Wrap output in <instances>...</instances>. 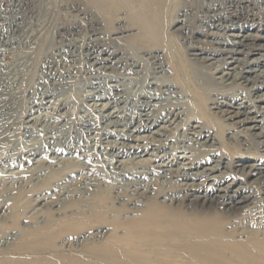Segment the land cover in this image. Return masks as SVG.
<instances>
[{
	"label": "rangeland",
	"instance_id": "obj_1",
	"mask_svg": "<svg viewBox=\"0 0 264 264\" xmlns=\"http://www.w3.org/2000/svg\"><path fill=\"white\" fill-rule=\"evenodd\" d=\"M85 1L33 0L32 13L28 14L25 9L26 16H23V5L17 7L14 3L15 0H0V185L9 187L13 191L19 187L17 180L25 178L24 175H33L35 171L31 169L36 167L42 168L40 179L46 180L44 183L48 182L47 185L52 188L49 192L45 191L47 196L63 190V192L72 194V198L78 194L87 197L89 191L96 187L106 190H109L112 185L118 187L121 184L129 187V179H133L130 174L132 175L136 171H144L145 169L141 166L145 164L140 163L139 165L137 160L132 161L133 156L117 157L116 152L111 149V145L121 146L126 142L131 145L143 144L144 140L147 139L148 141L156 136L161 139L162 143H165L169 152L167 157L160 160L149 155L143 157L151 158L152 164L182 162V158L187 157L190 160L194 158L193 160H198L203 164L205 162L206 166H212L216 163L215 160L217 161L222 155L227 164L224 165L225 168H221L220 176L223 175L222 177L226 178L229 183L232 182L236 186L245 185L246 189L251 188L250 190L255 192L246 203L248 206H245L234 216L229 215L228 219H221L220 223H216L224 232H222L223 238L219 242L194 243L192 239H189L190 242L184 243V240L179 237L166 235L157 242L145 240L146 242L140 243L134 248L137 251L135 256L132 252H125L123 246L113 240L114 233L126 234L127 224L122 220V217L129 214V211L124 207H120L118 212L111 211L113 208H117V204L111 202L109 205L115 207H109V212L103 213V209L98 211L97 215L103 219L100 216L90 218L73 214L69 219L70 221H59L57 226L55 225L50 232L45 233L39 248L40 254L24 258L19 257L21 258L19 264H264V178L260 174L250 175L249 173L252 164L260 166L264 163V142L259 135L253 134L255 130H247L249 133L247 137L237 138L234 135L237 139L232 138L233 131L224 129L221 124L222 113L219 112L222 109H228L230 105L238 106L244 99H247L244 97L246 95L248 97L251 92L257 99L258 94L264 93V80L260 77L258 80L248 82L241 79L240 81H245V83L236 80L237 82L227 86L226 84L229 83H222V79L219 78L222 73H216V69L206 67L208 62L192 60L190 55L192 49L185 47L180 37L176 35L178 33H172V31L175 24H178V21L175 22L176 20H186L185 22L189 21L188 23L195 21L190 25L191 27H198L201 20L198 21L197 17L203 14L201 18H204L205 14L200 9L202 0H165L167 4H165L161 20L162 25H164L163 28L166 29L164 32H166H163V36L156 44V46L159 45L160 49L162 48V55L170 66L171 71L164 72L165 74L157 73L158 64L154 63L152 58L140 51L133 50L131 45L133 43L130 42L129 38L132 37L131 35L128 37L125 34H113L116 31L115 28L121 23L122 25L126 24L127 9L124 8L115 14L117 18H121L123 21H118L117 18V20L109 21L110 17H104L95 6L87 7ZM203 2L207 6H213L215 2H223V13L230 8L225 0H212V2L203 0ZM251 2L257 6V13L263 18V23L244 19L243 24L244 26L251 25L255 34L264 35L263 2L262 0H252ZM243 10H245L243 11L244 14L254 12L251 6ZM222 12H218V14L221 15ZM9 17L15 25L17 24L16 28L7 22ZM174 19L176 20L173 21ZM71 23L72 25L78 24L77 27L73 26L77 32H65L64 28ZM239 23L241 24L240 20L237 24L239 25ZM211 31L218 30L212 28ZM198 37L204 39L201 34H198ZM93 38L102 40L100 49H98L100 51L107 49L106 51L111 52L120 48V61L112 68L98 69V66L89 59V52L84 45ZM76 39L79 43L78 47H73L70 42ZM262 42L264 41L262 40ZM192 45L209 52L216 47V44L209 42L198 44L194 41ZM209 55L215 58L222 56L221 53H208ZM131 57H141L144 61H141L139 66L135 68L131 64L134 58ZM237 57L243 58L245 55L241 54ZM252 57L250 56V58ZM188 60L192 63L197 62V65L199 63V66L202 65L205 69L202 66L198 67L188 63ZM227 60L231 63L222 72L229 71L240 74L241 71H245L241 69L245 61L238 63L231 58H227ZM63 65L65 66L63 67ZM176 65H187L190 73L193 75L196 73L198 79L194 76V79H189L190 82H184L187 85L185 88L183 81L181 82V78L175 72L174 67ZM236 65L240 66L236 67ZM116 67L118 68L116 69ZM261 67L256 66L262 70L264 63ZM67 68H70L68 72H66ZM191 68L194 72L191 71ZM252 74L247 72L243 76ZM167 78L180 87L177 88L178 90L184 89L187 94L178 95L174 89H170L171 92L170 90L165 91L163 84L168 81ZM154 79L157 80V83L153 85L151 82ZM97 82H101L99 84L100 93H98L108 96L109 99L107 100L114 102L115 91L121 97V101L116 105L109 106L107 111L101 105L107 101L98 100L92 96L94 85ZM199 84L204 86L205 91L201 89ZM220 85L226 86V88L218 89ZM112 86H117L118 90L113 91ZM213 87H217L216 90ZM235 88H239V90L236 91ZM215 91H224L231 97L236 94L240 100L235 103L232 98L220 97L214 93ZM152 98H157L158 103H153L154 99ZM210 99L224 102V104L212 103ZM251 103V107L255 108V103ZM171 105H178V111L184 110L177 121L173 119L174 117H166L175 121L174 123L169 121L160 124V126L164 125L167 128L160 130L163 132L162 135L151 133L150 129L135 130L138 123L142 122L141 119L147 117L142 115L145 111L162 119L165 118ZM109 112H113L114 121L119 120L117 121L118 124L105 116ZM259 118L264 119V115H260ZM250 125L244 126L249 127ZM204 128H209L210 130L205 133H210L218 141L216 147L208 148L203 144L204 139L200 138L198 133ZM156 129H159V126L154 127L152 131ZM124 134H129L134 139L130 138L132 140L128 139L124 143L123 138H121ZM150 136L151 138H149ZM153 142V146H157L156 141ZM127 150L132 151L131 149ZM29 159L32 163L27 162ZM121 160L124 161V168L129 172V175L126 176L129 179L125 176L121 177L117 173L116 165H119ZM175 164L174 168H178L180 165V163ZM149 170L151 171V168ZM137 176L146 182L153 180L159 182L162 179H156L155 174H146V176L137 174ZM194 181L201 182V179L198 178ZM171 182L173 181H169V184L172 185ZM116 183L117 185H115ZM22 206L28 211V209L34 208V202L32 203L31 199L26 198ZM77 209L81 212L82 208L79 201H77V205L72 203L71 210L77 211ZM218 212L220 213V210ZM70 225L72 226L69 228ZM94 228L104 229L106 231L104 237L94 242L88 239L83 242L78 241L85 234L93 235ZM208 243L210 244L208 245ZM37 249L36 244L29 246V251ZM10 258H14L10 260V264H18L19 259L13 255ZM143 260L145 261L143 262Z\"/></svg>",
	"mask_w": 264,
	"mask_h": 264
},
{
	"label": "bare ground",
	"instance_id": "obj_2",
	"mask_svg": "<svg viewBox=\"0 0 264 264\" xmlns=\"http://www.w3.org/2000/svg\"><path fill=\"white\" fill-rule=\"evenodd\" d=\"M15 1L16 2H14V3H16L17 7L20 5H23V7H24L23 16H26L25 9H26L28 14L32 13V11H33L32 1L33 0H15ZM209 1L212 2V0H209ZM251 1L252 0H225V3L228 4L229 5L228 7H230V8H229V10H226L223 13L222 12V9L224 8L223 2H219V3L215 2V3H213V6H207L206 3H204L202 0V4L200 6V9L203 10L205 14H204V18H201L203 16V14H202V16L197 17V20L198 21L201 20V23L196 28L191 27V25H190V23H192L193 21L188 23L189 22L188 20H187L188 22H185L186 20L185 21L184 20H176V19L173 20V21L176 20L175 22L178 21V24L177 25L175 24V27H174V30L172 31V33L177 32L178 34H176V35H178L180 37V39L184 43L185 47L192 49V51L190 52V55L192 56V60L208 62V63H206L207 64L206 67L216 69L215 70L216 73H222L220 76L219 75L218 76H219L220 80L222 79V81H221L222 83H229V84H226L227 86L232 84V83H235L236 80L240 81L241 79H244L245 81L248 82L251 80L255 81V79L258 80L260 77L261 79L264 80V69L261 70L260 68L259 69L256 68V66L261 67L262 63H264V42H262V40L264 41V35L259 36V35H257L258 33L255 34L254 30L252 29L253 27L251 25H249V26L245 25L244 26V24H243L244 19L252 21V22H254V21L259 22L260 24L263 23V18L257 13V11H258L257 6ZM262 2H263V7H264V0H262ZM85 4L87 7H89L91 5L95 6L99 10V12H101L103 14L104 17H106V18L110 17L109 21H114V19L115 20L118 19V21L121 20V18H117V16H115V14L118 11L124 10V8L127 9L128 15H127L126 24L122 25V23H121L118 27L115 26L116 31L114 33L113 32H111V33H113V34H125L127 36L131 35L132 37H129V36L128 37L131 40L130 42L133 43V44H131L134 48L133 50H135L136 52L140 51V52L144 53V55L148 56L149 58H152L153 62L158 64V72L157 73H164V72L166 73L170 70V66L168 65V63L164 59V55H162V52H163L162 48L160 49L159 45L156 46L157 42L163 36L164 30H166L163 28L164 25H162L163 22L161 20L163 18L162 14H163V11L165 8V4H167L165 0H86ZM248 6H251V9H254V12L252 11V12H248V13L244 14L245 12L243 13V11H245V10H243V9H246ZM83 7H85V6H83ZM218 12H222L221 15L218 14ZM78 13H80V12H78ZM176 17H178V15H176ZM22 20H24V19H22ZM238 20L241 21V24L239 23V25L237 24ZM5 21H7V20H5ZM121 21H123V20H121ZM170 21H172V20H170ZM7 22L9 23L10 26L16 28L17 24L16 25L14 24L11 17L8 18ZM73 26L77 27L78 24L72 25V23H71V24L67 25L65 28L64 27H61V28H64L65 32L70 33L71 31H76V29H74ZM208 27H210V28L208 29ZM212 28L216 29L218 31H211ZM102 30H103V28H102ZM112 30H114V29H112ZM97 32H98V30H97ZM102 32H104V31H102ZM198 34H201L204 37V39L198 37ZM125 35H122V36H125ZM99 38H100V36H99ZM101 41L102 40H98L96 38H93L92 40H90L89 42H87L84 45L89 52V59L93 61L92 63H95L98 66V69H105V68H110V67L112 68L115 64H117L120 61V58H119V55L121 52L119 50L120 48L117 50L114 49L115 51H111V52L106 51L107 49L100 51L98 49H100V46L102 44ZM194 41L198 44H201L204 42H209L212 44L214 43V44H216V47L211 49L210 50L211 52L205 51L203 49L200 50V47L198 48L196 46L197 44L194 46L192 45V43H194ZM70 43L73 47H78V44H79L77 39L72 40ZM186 44H187V46H186ZM209 49H207V50H209ZM208 53H213V54L221 53L222 56H221V58H215V57H211L210 55L208 56ZM73 54H75V53H73ZM204 54H206V55H204ZM241 54L245 55V57H243V58L237 57V55H241ZM132 56H133V54H132ZM250 56H253V57L250 58ZM72 57H75V56L72 55ZM131 58H134V61L132 63L130 61V63L133 65V67L137 68L139 66V64L141 63L142 58L141 57L140 58L131 57ZM227 58H231L234 60V62H238V63L240 61H245V62H243V67L241 69L247 71L248 73H253V74L243 76L247 72L241 71V73L239 72L240 74H237V73L234 74L232 72L230 73L229 71L228 72H225V71L222 72L228 66V64L231 63L227 60ZM52 59H54V58H52ZM72 59H74V58H72ZM212 59H214V61H212ZM188 63L193 64V65L198 66V67L202 66V65L199 66V63L197 65V62L192 63L189 60H188ZM63 64H64V62H63ZM200 64H202V63H200ZM254 64H256V65H254ZM65 65H63V67ZM239 66L236 65V67H239ZM117 68L118 67H116V69ZM202 68H204V67L202 66ZM69 69L70 68H67L66 72H68ZM174 69H175V72L179 75L178 77L181 78L180 79L181 82L183 81L182 83L184 84L185 88H187V85L184 82H186V81L190 82V80H189L190 78L194 79V76L196 77V73H194L195 75L190 73L187 65H184V66L176 65L174 67ZM229 69H231V68H229ZM191 71H192V68H191ZM257 71H260V72H257ZM192 72H194V71H192ZM168 74H170V73H168ZM159 75H162V74H159ZM163 76L164 75H162V77ZM214 76H215V74H214ZM92 77H93V75H92ZM159 78H160V76H159ZM167 80L168 81L165 82V84L162 83L163 80L161 81V84H163V88L165 91H168L170 89H174L177 91L176 93H178V95L179 94L180 95L187 94L184 89L181 91L178 90L177 88L179 86L174 81H172V80L170 81V79H168V78H167ZM156 81L154 79V81H152L151 84H153V85L156 84L157 83ZM227 81H229V82H227ZM245 81H243V82L245 83ZM240 82L243 83L242 81H240ZM100 83L101 82H97V84L94 85V91H93L92 96L98 100L107 101L105 104L101 103V105H103V107H104V110L107 111L109 106H113V104L116 105L117 103H119L121 101L120 100L121 97L118 96V94H117L118 92L115 91V90H118L117 86L116 87L112 86L113 91H115V94L113 93L115 95V100H114V102L107 100V99H109L108 96H106L105 94L104 95L99 94L100 93L99 90L101 89V87L99 85ZM257 83H258V81H257ZM263 83H264V81H263ZM234 85H236V84H234ZM255 85H256V83H255ZM246 86H248V85H246ZM200 87L202 90H204V86H202V84L200 85ZM221 87L222 86L220 85V87H218V89ZM224 87L226 88V86H224ZM224 87H222V88L224 89ZM253 87H254V85H253ZM216 88H214V90H216ZM222 88H221V90H222ZM195 89H196V87H195ZM235 89H236V91L239 90V88L238 89L235 88ZM242 91H243V89H242ZM245 91H244V93H245ZM170 92H171V90H170ZM197 93H198V91H197ZM214 93L220 95V97H225V98L230 97L234 100L233 102H235V103L237 100H240L239 96L236 94H234V95L230 94V95H233L231 97L224 91H218V92L215 91ZM246 96L244 98H247L246 99L247 101L244 99L243 102L240 103L238 106H234V105L231 106L230 105L228 109L225 108L223 110L221 108L222 110H220V111L217 110V111L222 113V121H221L222 123L221 122L220 123L222 124L224 129H226L228 131H233V134H231L232 138L234 137V135L237 138L241 137V136L247 137V135L249 134V133H247V130H255V131H253V134L259 135V137H261L263 139V142H264V119L261 120L259 118L260 115H262V116L264 115V93L258 94L256 96L257 99H255V97L252 95V92L249 94L248 97H246ZM194 97H196V96H194ZM197 97H198V95H197ZM152 99H154L153 103L154 102L158 103L157 98H152ZM210 100H212V99H210ZM219 100H221V99H219ZM217 101L218 100H212V103H223L224 104V102H221V101L217 102ZM249 101L255 103V106H254L255 108L251 107L252 103ZM171 106H170V109L167 110V114H166L165 118H162V119H160L157 115H153L151 112L145 111L146 113L144 112L142 115L147 116V117L145 119H143V118L141 119L142 122L138 123L135 130L136 131H141V130L144 131V130L150 129L151 133H156L158 135H162L163 132L162 131L160 132V130H164L166 127L164 125L160 126V124L163 122H169V121L174 123L175 120L177 121L180 118L181 112L184 110L183 109L182 111H178L177 110L179 108L178 105L177 106L171 105ZM114 107H117V106H114ZM212 108H215V106L214 107L212 106ZM252 113L254 115H250ZM105 116L109 120H111L112 122L114 121L115 116H114L113 112H109V113L105 114ZM168 116L170 118L174 117L173 119H175V120L172 121L171 119L166 118ZM228 120H229V122H228ZM29 121H31V120H29ZM117 121H119V120H117ZM117 121L116 120L114 121L115 124H118ZM176 123L178 124V122H176ZM111 124H113V123H111ZM237 124H240V125L238 126ZM247 124H251V125L249 127L244 126ZM142 125H143V127H142ZM235 125H237L238 127L236 126V128H235ZM156 126H159V129L152 131V129ZM134 128H135V126H134ZM116 130H117V128H116ZM209 130H210L209 128H206V129L204 128L202 131H199L198 134H199L200 138L204 139V141H202V142H203V144H205V147L212 148L218 143V141L216 140V138H213L210 133H205L206 131H209ZM197 131H195V132H197ZM151 136L149 138H151ZM236 137H234V138H236ZM121 138H123V140H124L123 142L125 143L128 139L132 140L130 138H133V137L129 134L128 135L124 134V136ZM250 138H251V136H250ZM153 141H156L157 146H153V143H154ZM239 141L242 142V140H239ZM252 141H253V139H252ZM111 144H113V143L111 142ZM260 145H261V143H260ZM167 148L168 147L165 145V143H162L161 139H158L156 136H153L152 139H150L148 141H147V139L144 140L143 144L138 143L137 145L136 144L131 145V144H128L126 142V144H122L121 146L120 145H111V149L116 152L117 157H124V156H131L132 157L133 156L132 161L135 162L137 160V163H139V165H140V163L141 164L144 163L145 165L142 164L141 167H143V169H145V170L144 171H136L134 173L132 172L133 174L132 175L130 174V176L133 179L130 180L128 177H126L129 175V172L124 168L125 167V165L123 164L124 161L121 160L120 164L116 165V168L118 170L117 173H119V175L121 177L125 176L126 178L129 179V183H128L129 187L121 185V184L118 187H116V186L114 187L112 185L111 187H109V190L103 189L101 187H96L94 190L92 188V191H89V196H87V197H82L80 194H78V196L76 195V196H73V198H72V194L66 193V191L63 192V190H61V191L59 190V192H56V193L53 192L54 193L53 195L47 196L45 194V191L49 192V190L52 188L49 187L50 185H47L48 182L46 184L44 183V182H46V180L42 181L40 179V174H42V168L38 169L36 167L31 169L32 171H33V169L35 171L33 173V175H28V176L24 175L25 178L23 177V178H19L17 180L19 183V185H18L19 187L13 189V191L9 187H6L4 185L3 186L0 185V264H10V260L14 259V258H10L12 255L15 256L17 259H19L17 261L18 264H19V261H21V258L30 256V255H34V256L39 255L40 254L39 248L41 247V244H42L41 241H42L45 233L50 232L59 221L60 222L70 221L69 219L73 214H78L81 217L86 216V217H90V218H97L100 216V215H97L99 213L98 212L99 209H103V213H105V212L110 211L108 209L109 207H115V206L109 205V204H111V202L117 204V208H113V210H111V211L118 212V211H120L119 210L120 207H124V209L129 211V214H125L122 217V220H124V222L127 224L126 234L124 233L125 235L124 234L118 235L117 233H114L115 236L113 237V240L117 244L123 246V250L125 252H132L135 256H136L137 251L134 250V248L136 246H138L140 243H143V241H145V240L148 242H150V241L151 242H157L160 238L165 237L166 235L179 237L180 239L184 240V243L190 242L189 239H192L194 243L219 242V241H221L220 239L223 238L224 232L222 231L220 226L216 225V223H220L221 219H228L229 215L234 216V214H236L238 211L244 209L245 206H248L246 203L251 199V196H253L255 191L250 190L251 188L246 189L245 185H237L236 186L232 182L229 183L226 178H223L222 177L223 175L220 176V173L222 171L221 168L224 167L225 164H227L224 161V159L222 158V155H221V158H219L217 161L215 160L216 163L212 166H206L205 162L203 164L198 160H193L194 158L192 160H190L187 157L182 158L183 159L182 162H177V161L175 162L174 161V163L168 162V164H165L163 162H159V164L157 163L155 165L152 164L151 158H143L144 156L149 155V156L157 157L159 160L163 159L164 157L168 156L169 150ZM127 149H131L132 151H128ZM27 162L32 163L30 161V159L27 160ZM175 163H180L178 168L173 167L176 165ZM232 163H233V161H232ZM150 168H151V171L149 170ZM194 170H196V171H194ZM71 171H72V169H71ZM218 172H219V174H218ZM224 172H225V170H224ZM247 173H248V171H247ZM249 173H250V175L260 174L264 178V163H262L260 166L258 164L257 165L252 164V166L250 167ZM137 174H139L140 176H146V174H149V175L155 174L156 179H159V178H162V179L159 182H157V180L146 182V181L140 180V178H139V176H137ZM258 177H260V176H258ZM86 178H88V177H86ZM198 178L201 179V182H195L194 181L195 179H198ZM167 181H168V184H166ZM169 181H173V182H171L172 185L169 184ZM115 185H117V183ZM251 185H253V184H251ZM255 188H257V187H255ZM26 198L31 199L32 203L34 202V208L28 209V211H27V209H24L25 207L23 208V206H22V204L24 203ZM80 199H83V200H80ZM77 201H79L80 207L82 208L81 212H79V209H77V211L71 210L72 203L77 205ZM219 210H220V213L218 212ZM243 212H242V214H243ZM113 215H116V214L113 213ZM100 218L103 219L101 216H100ZM61 224H63V223H61ZM71 226L72 225H70L69 228ZM105 233H106V231L102 228H94L93 235L85 234L84 236L79 238L78 241L83 242V241L88 239V240H92V242H94L98 239L103 238ZM190 237H192V238H190ZM224 240H225V238H224ZM32 244H36L38 246V249L29 251V246ZM209 244L210 243H208V245ZM205 245H207V244L205 243ZM198 252H200V251L198 250ZM216 252H218V251H216ZM197 255H199V254H197ZM19 257H21V258H19ZM34 259H36V258H34ZM145 260H143V262ZM158 260H156V261L158 262ZM161 261L162 260L160 259V262ZM175 262H177V261L175 260ZM171 263H172V261H171Z\"/></svg>",
	"mask_w": 264,
	"mask_h": 264
}]
</instances>
